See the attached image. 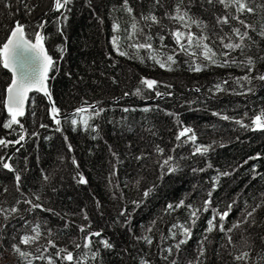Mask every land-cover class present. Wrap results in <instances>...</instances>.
Here are the masks:
<instances>
[{
  "label": "trees",
  "instance_id": "trees-1",
  "mask_svg": "<svg viewBox=\"0 0 264 264\" xmlns=\"http://www.w3.org/2000/svg\"><path fill=\"white\" fill-rule=\"evenodd\" d=\"M178 4L200 21L201 27L185 29L169 19ZM249 4L256 12L245 13L241 19L255 29L248 30L252 39L244 41L246 47L242 50L230 51L223 48L220 37L225 38L224 43L229 42V36L231 42H239L231 28L240 27L242 32L245 29L236 20L218 24L217 17L228 12L236 15L235 10L207 0H160L159 4L156 0H128L132 13L125 10L124 0H72L59 12L53 10V0H0V45L16 21L25 25L29 38L34 40L32 34L36 31L45 36V48L56 62L49 73L48 87L52 101L60 109L62 129L56 131L47 99L32 92L25 115L19 118L25 140L0 148V155L12 157L9 162L15 169L9 172L0 168V208L18 209L7 221L0 216V225L4 226L0 249L10 255L14 264L27 261L11 245L18 243L20 236L32 234L31 228L37 224L41 238L36 244L21 245L22 250L39 255L36 249L43 251L51 239L58 248L72 251L78 260L87 253L83 264H196L201 246L205 252L200 257L202 264H244L234 259L244 251H249L253 259L257 254L264 255V131H253L251 126V118L264 111V81L256 79L264 74V37L259 35L264 27V8L260 7L264 0H249ZM150 14L160 23L142 19ZM41 23L43 29L37 27ZM133 23L137 24L135 35ZM114 25L119 26L118 30ZM177 28L207 36L205 43L217 53V62L227 60L228 66L218 67L202 57L176 51L172 70L161 68L149 57L156 55L164 60L174 54L178 46L170 32ZM147 36L152 37L148 42L153 51H137L130 46L146 42ZM160 36L165 39L161 41ZM114 37L120 51L127 55L116 51ZM226 52L229 54L223 55ZM248 58L254 61L251 71ZM194 62L207 67L192 71ZM246 75L250 82L241 79ZM0 77L6 88L11 74L2 65ZM143 78L156 80V88L147 89L140 83ZM217 84L224 91H217ZM137 89L140 95L134 94ZM1 90L2 87L0 137L15 140L21 134L20 128L2 127L8 115ZM157 91L162 95L157 96ZM93 105L104 111L96 116L90 107ZM81 107L88 111L73 117ZM224 115L231 119H222ZM81 117L88 119L90 128L79 123ZM73 118L78 121L75 126L70 123ZM236 120L249 127H241ZM183 127L192 128L196 143L211 146L210 150L193 155L191 142L175 139ZM157 146L164 150L163 154L156 151ZM170 155L174 157L171 166L177 168L175 172H169L168 166L161 168ZM225 172L229 175H220ZM16 173L21 176L19 190ZM79 175L87 183H79ZM208 199L209 211L200 212L195 225H190L191 239L176 250L174 245L182 237L178 234L173 240L169 229L173 224H188L189 209L181 207L170 212L167 206L183 200L185 205L203 208ZM25 200L42 207L29 211L31 206ZM228 205L232 209L224 222L226 229L239 221L248 223H241L227 235L218 230L207 232L212 209L223 212ZM247 212H253L252 216L247 217ZM215 223L220 222L217 219ZM80 226L86 232L101 233L92 238L91 250L74 247L84 243L86 232H80ZM143 236H150L153 243L148 245L138 239ZM102 239L113 247L103 248L98 243ZM169 247L173 248L171 254L165 251ZM97 250V258L91 259V253ZM56 251L49 247L43 254L51 255L55 264H68L55 256ZM32 264H47V260L32 259Z\"/></svg>",
  "mask_w": 264,
  "mask_h": 264
},
{
  "label": "snow or ice",
  "instance_id": "snow-or-ice-1",
  "mask_svg": "<svg viewBox=\"0 0 264 264\" xmlns=\"http://www.w3.org/2000/svg\"><path fill=\"white\" fill-rule=\"evenodd\" d=\"M72 2V0H53V10L54 11H60L61 9L67 8V6ZM182 3L183 0H180ZM209 4L213 3H219L224 7V9H234L236 15H232L230 12L226 13L223 16L217 17V23L228 25L230 20H236L239 25H241L245 30L242 32L240 27H232L231 32L232 35L235 36L239 42H231L232 37H227L229 42L224 43V37H220L221 43L223 48L228 49L230 51H235L237 49H243L246 47L244 41L251 40L252 37L249 35V29L255 31L253 29V26L251 24H248L245 22V20L241 19V16H243L245 13L247 14H254L256 12V8L251 6L249 4V0H207ZM156 3L159 4L160 0H156ZM124 7L125 10L128 13H132L133 9L128 6V0H124ZM260 7L264 8V5H260ZM66 19V17H65ZM145 21H150L152 24H159L160 21L155 15H147L142 17ZM169 19L177 21L181 26L185 29H190L192 25H196L197 27H201V22L193 19L188 15L186 11H182L179 4L177 5L175 9V15H170ZM39 29H43L44 24L41 23L37 26ZM114 30H118V25H114ZM132 35H135L137 30V24H132ZM34 36V40L32 38H29V35L25 31V25L21 24L19 21H16L14 27H12L10 34L7 36L5 42L0 45V65L6 70H8L11 73V80L10 83L7 84L5 88V98L2 101L4 109L7 111L8 119L3 122L2 127L4 129L14 130L13 126L16 125L20 128L21 134L19 135L18 139L15 140H8L6 138L0 137V148H8L10 145H19L22 141L25 140V134H24V125L20 121V117H23L25 115V105L26 102L29 100V93L32 91H36L39 93H43L45 97H47L48 101L50 102V118L54 121V123L57 125L56 131H62L60 128L61 125V119H60V109H58L52 101V96L50 91L47 87V80L49 78V73L54 69L56 62L54 61L53 57L48 54L47 49L45 48L44 42H45V36L42 35L40 31H36L32 34ZM170 35L173 37L176 45L178 46V49L174 50V54H169L166 56L164 60L158 59L156 55H151L149 58L152 59L156 64H158L161 68H167V70L171 69V64L176 63L175 60V53L176 51L180 53H184L185 55H188L190 57H202L203 60L208 61L209 64L216 65L218 67H226L228 66V61L225 60L222 63H218L215 59L217 53L213 51V49L205 43V41L208 39L207 36L200 35L197 36L196 34L192 33L190 30L185 32L181 31L180 28H177L170 32ZM259 35L261 37H264V27L261 28ZM131 38V36L129 37ZM146 42L144 43H137L130 45L131 47L135 48L137 51L140 49H147L149 51H153V46L150 42L152 37L147 36ZM159 39L163 41L165 39L164 36H160ZM113 46L116 49V51L121 56L127 55L126 52L120 51L119 45L117 42V39L113 38ZM59 51L63 52V48H59ZM229 53H224L223 55L227 56ZM261 59H264V57H261ZM143 62V60H141ZM231 63H236V61H232ZM247 65L249 66V71L252 70V67L254 66V61L251 58H248L246 61ZM204 67H207V65H201L199 63L194 62V67L191 69L195 72H200L203 70ZM241 79L245 81L250 82L249 76H244ZM256 79H259L261 81H264V74H261L256 77ZM140 83L144 85L147 89H155L158 82L156 80L143 78L141 79ZM226 83V81H225ZM217 91H224V89L221 87V85H216ZM198 91V89H197ZM251 91V89H249ZM135 95H140V89H137L134 93ZM127 95V93H125ZM157 96L162 95L160 92H156ZM93 108V111L96 116H99L103 109L96 110L95 106H90ZM145 111H148L149 109H144ZM88 109L85 107H81L75 110V112L72 114L73 117L79 115L80 113L87 112ZM124 111H129V109L125 108ZM214 115H219V113H214ZM91 118V117H89ZM224 120L231 119L229 116L224 115L221 116ZM237 124H239L241 127L248 128L249 125L244 124L242 120H236ZM70 123L75 126L78 124L77 119L73 118L71 119ZM79 123H82L85 129L90 128L91 126L88 123V119H85L81 117V120ZM251 126L252 130H262L264 131V111H261L259 114L254 115L251 118ZM40 127L44 128L47 127V125L41 124ZM95 131V129H92ZM33 135H38L37 133H33ZM67 139V137H65ZM175 139L177 141H182V143H189L191 142L194 145V151L193 155H204L206 154L211 146H203L196 143L197 137L194 132V130L190 127H183L176 135ZM179 146V145H177ZM19 149H17L18 151ZM69 150H71V145H69ZM156 151L160 154H163V149L157 146ZM175 151V149H173ZM12 160L11 156L6 155H0V168L6 169L9 172H15V169L13 165L9 162ZM174 160L173 156H168L166 159L163 160V163L161 164V168L163 169L165 166H168L169 172H175L177 170L176 167L171 166V162ZM73 163L75 164L76 161L73 159ZM210 166V165H209ZM202 170V169H201ZM220 175L227 176L229 173H221ZM217 177L216 179H218ZM47 179V177H45ZM15 181L17 184V190H19V184L21 182V176L19 173H16L15 175ZM79 183H87L83 175H79L78 178ZM6 191V189H5ZM149 191H146L144 193L145 196L149 195ZM212 193L209 192L208 196L211 197ZM39 199V197H37ZM19 203V202H18ZM24 203L29 204L31 208L29 211L41 208L42 206L40 204H34L31 200H25ZM211 205V200H205L203 208H193L192 205H185L184 201L181 200L176 205L169 204L167 206L166 211H175L176 209H179L181 207H187L189 209L188 217L189 221L188 224H173L171 228L169 229L170 237L173 240H176L177 235L181 236L182 238L177 240V243L174 245L176 250H179L181 248V245L187 244L188 240L191 239L192 236V230L190 225H195L196 221L199 219V214L201 211L207 212L209 211V207ZM232 205H228V209L226 211H218L216 209H212L213 215L211 219L208 220V227L206 229L207 232L211 233L214 230H218L222 233L231 232L235 228H239L241 226V223H248L247 220L236 222L232 225L231 228H225L224 222L226 218L229 216V213L231 212ZM255 211V209H253ZM18 209L16 207H12L11 209L6 208H0V216H3L4 220L7 221L9 219V216H11L14 213H17ZM253 212H247V217H251ZM121 215H124L122 212ZM87 219V216L84 217ZM219 220V224L215 223ZM90 227V225H88ZM4 226L0 225V233L3 232ZM79 231L82 233L86 232V228L84 226L79 227ZM151 231V229H149ZM32 234H25L19 237L18 243H13L11 245L12 250L23 260L27 261V264H32V259H38V260H47V264H55V260L51 255L45 256L43 253L47 252L49 247L53 249H57L55 256L61 259L62 261L68 262V264H83L84 260L87 258V253L84 254V256L80 257L79 260L74 256V253L72 251H69L67 248H58L56 243L48 239V246L41 251L40 248L36 249L37 253H40L39 255H34L31 252L22 250L21 245L24 246H30L32 244H36L39 239L41 238V229L40 225L37 224L31 228ZM51 233L49 232V236ZM100 232H86V235L84 236V243L83 245L76 243L74 247L76 249H80L83 247L84 249L91 250L93 237H100ZM2 238V237H0ZM228 242L232 243L231 236H228ZM15 239V238H14ZM138 239H143L144 242L148 245H151L153 243V240L150 236H143ZM161 239H165V237L161 236ZM207 239V236H205V240ZM264 239V238H262ZM98 243L102 244L103 248L105 249H111L113 245L106 239H102L98 241ZM165 251H167L169 254L172 253L173 248L169 247ZM99 252L98 250L91 253V259L95 260L98 256ZM205 254L203 247L201 246L199 256L197 257L196 264H202V261L200 260V257H203ZM167 259V257H164ZM236 261H244V264H249V261H252V264H264V255L257 254V257L253 259L252 254L249 251L241 252L239 255H236L234 257ZM142 264H148L147 261H143ZM174 264V262H173Z\"/></svg>",
  "mask_w": 264,
  "mask_h": 264
},
{
  "label": "rangeland",
  "instance_id": "rangeland-1",
  "mask_svg": "<svg viewBox=\"0 0 264 264\" xmlns=\"http://www.w3.org/2000/svg\"><path fill=\"white\" fill-rule=\"evenodd\" d=\"M0 87H2L1 95L2 97H4L5 87H4V83H1V81H0ZM0 264H14L13 259L10 257V255L5 250L2 249H0Z\"/></svg>",
  "mask_w": 264,
  "mask_h": 264
},
{
  "label": "water",
  "instance_id": "water-1",
  "mask_svg": "<svg viewBox=\"0 0 264 264\" xmlns=\"http://www.w3.org/2000/svg\"><path fill=\"white\" fill-rule=\"evenodd\" d=\"M8 71V70H7ZM9 72V71H8ZM10 73V72H9ZM11 74V73H10ZM47 87H48V81H47ZM48 90H49V87H48ZM50 91V90H49ZM32 92H36V91H32ZM32 92H30V93H32ZM30 93H29V95H30ZM36 93H38V94H40V95H42V96H44V94L43 93H39V92H36ZM5 95H6V93L4 94V98H5ZM45 97V96H44ZM46 99H47V97H45ZM47 101H48V99H47ZM48 103H49V105H50V102L48 101ZM26 106H27V102H26V105H25V112H26Z\"/></svg>",
  "mask_w": 264,
  "mask_h": 264
}]
</instances>
